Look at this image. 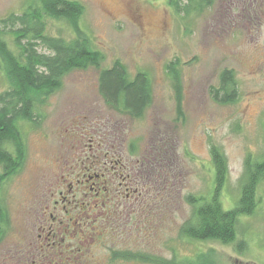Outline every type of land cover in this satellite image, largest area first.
Instances as JSON below:
<instances>
[{"label":"rangeland","instance_id":"obj_1","mask_svg":"<svg viewBox=\"0 0 264 264\" xmlns=\"http://www.w3.org/2000/svg\"><path fill=\"white\" fill-rule=\"evenodd\" d=\"M33 1L0 0V19L22 13ZM69 1L84 8L76 27L103 55L101 67L119 60L130 77L145 72L152 102L142 117L133 119L103 102L97 70H76L64 77L41 108L40 124L21 126L25 161L0 187V206L7 216L0 264H32L31 239L39 234L41 213L48 218L44 208L53 211L55 201L60 207L55 213L60 215L64 206L67 218L81 219V227L68 228L69 237L94 233L97 242L86 250L92 264H154L111 263L113 248L182 264H199L196 256L210 250L214 264H264V182L257 187L254 213L238 219L236 240L245 242L242 252L180 236L193 211L186 198L209 199L212 194L211 145L227 162L224 209L239 197L246 157L264 158V0H211L188 14L174 11L168 0ZM46 33L74 37L73 27L64 21L47 20ZM4 40L15 51L11 37ZM174 60L181 73L182 120L176 119L166 71ZM224 69L234 72L239 96L221 106L208 90L217 86ZM8 87L0 70V93ZM112 149L126 166L124 176L114 177L115 188L129 197L121 194L117 202L102 207L87 193L91 182L76 180L89 162L101 154L103 160Z\"/></svg>","mask_w":264,"mask_h":264},{"label":"trees","instance_id":"obj_2","mask_svg":"<svg viewBox=\"0 0 264 264\" xmlns=\"http://www.w3.org/2000/svg\"><path fill=\"white\" fill-rule=\"evenodd\" d=\"M211 0H168L174 11L185 13L202 10ZM84 8L69 0H34L22 13H11L0 19V70L8 89L0 93V187L20 171L26 149L21 126L40 124L41 108L45 101L61 88L65 76L76 70L93 68L98 71L97 89L103 102L120 115L137 119L152 102L151 81L143 71L129 76L126 67L115 60L110 67H101L103 55L94 50L84 33L76 27ZM47 20L64 21L73 27L74 37L50 36ZM12 39L15 51L8 48L4 37ZM175 102L176 119L182 120V85L177 60L166 65ZM217 105H230L238 99V86L232 70L224 69L217 86L208 90ZM264 129V125H263ZM209 154L214 171V186L209 199L188 196L193 207L190 218L181 226L180 236L189 240L212 241L232 245L239 253L245 249L243 240H236V228L241 216H251L257 207L256 191L264 182V158L246 157L239 197L231 208L224 209L222 196L227 182L228 168L224 154L211 145ZM7 216L0 206V240ZM211 250L197 255L199 264H214ZM129 258L128 255H120ZM141 260L154 264H182L175 259L142 256ZM191 264V263H190Z\"/></svg>","mask_w":264,"mask_h":264},{"label":"flooded vegetation","instance_id":"obj_3","mask_svg":"<svg viewBox=\"0 0 264 264\" xmlns=\"http://www.w3.org/2000/svg\"><path fill=\"white\" fill-rule=\"evenodd\" d=\"M98 150L99 148H97V152H99ZM101 155L89 162V166L84 168L81 176H77V179L79 178V180H76V178L75 180L77 184L80 182L84 184L91 182V185L87 188V193L93 195L94 198H97L100 205L103 207L109 204L112 205L115 201L117 202L118 197H120L121 194H124V197L126 198H128L129 195L128 193L125 194L124 192H121L119 188H115L113 181L114 177L124 176L126 171V166L122 164L121 157L116 156L117 153L115 154L113 149L104 154L105 157L103 160L107 161L103 162V160L100 159ZM128 174L129 173L127 172V178L129 177ZM118 186L120 187L121 184L118 183ZM124 191L128 192V188H124ZM63 200L65 202L67 198L63 197ZM71 202L72 200H67V205H71ZM54 203L55 205L52 206L53 211L49 207L44 208V210L48 211V218H44L45 213H41V220L38 221L39 234L31 239L29 247L33 252L31 260L32 264H43V262H45V264H92L89 261V257L86 255V250L97 242L94 233L90 234L89 237L83 235L82 238L79 236V239L77 240H75V237H69V235L66 234L68 228L71 226H75L76 228L81 227V219L79 217L67 218V211L64 206L61 207V213L63 212V215L61 213L58 215L55 211L59 210L60 207L58 206L57 201ZM75 230L77 231L78 229ZM109 253V261L111 263L119 260L150 263L141 260V258L142 256L151 258V255L148 254L132 253L119 250L118 248L109 250ZM120 255H128L130 257L128 259L121 258Z\"/></svg>","mask_w":264,"mask_h":264}]
</instances>
